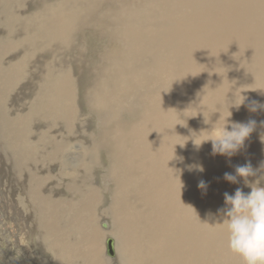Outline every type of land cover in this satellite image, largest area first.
<instances>
[{"label":"bare ground","instance_id":"bare-ground-1","mask_svg":"<svg viewBox=\"0 0 264 264\" xmlns=\"http://www.w3.org/2000/svg\"><path fill=\"white\" fill-rule=\"evenodd\" d=\"M116 1L0 0V241L40 264H264V0ZM85 31L118 52L92 67Z\"/></svg>","mask_w":264,"mask_h":264},{"label":"rangeland","instance_id":"rangeland-1","mask_svg":"<svg viewBox=\"0 0 264 264\" xmlns=\"http://www.w3.org/2000/svg\"><path fill=\"white\" fill-rule=\"evenodd\" d=\"M52 2H54V0H52ZM117 3L121 2V0H118L116 1ZM115 2V3H116ZM126 3L128 2L127 0L125 1ZM116 3V7L118 8L119 4ZM125 3V4H126ZM127 10H129L130 6L127 5ZM27 12V11H26ZM29 12V10H28ZM83 35V38L80 39L81 43H82V47L85 49V52H86V57L89 59V61L91 62V66L94 67L95 65L98 66L97 64V59H98V56L99 54L106 50V53L107 52H111L114 53L115 51L118 52V46H117V43H114L112 41H110L109 39L106 38L105 39H102V38H99L95 33H90V32H83L82 33ZM84 45V46H83ZM114 50V51H113ZM89 77H86V72L82 73V79L84 80L83 82H85L86 80H88ZM82 83V86L80 87V93L81 95L84 93L83 91L86 89V87L88 85H90V82H87L86 85H84L85 83ZM85 109V108H84ZM87 110V109H86ZM89 119H90V115H88ZM87 117V118H88ZM125 117V116H124ZM95 125L94 127L92 128L93 131L95 130ZM91 129V130H92ZM107 165V164H106ZM0 191L4 192V189L6 190V187L3 185V183H0ZM5 193V192H4ZM1 194L0 197H2L0 200H3V198L6 197V195ZM2 207V206H0ZM7 210H9L8 208H6ZM3 213H6L8 215V211L6 212V210L4 209ZM9 216H12V215H9ZM18 217V218H17ZM16 217V220L13 222L14 225L17 224V221L19 222V219L20 217L17 216ZM98 220H99V217H97ZM4 222H7L5 221L4 219H2ZM13 226V225H12ZM8 229L12 232H14V229H12V227H9L7 226ZM244 228V225L243 227ZM247 228V226H245V229ZM2 230V226H0V232ZM15 234V232H14ZM0 237L2 239H4V241H7V239L2 236V234L0 233ZM16 235V234H15ZM23 234H17L16 236V239L15 241L20 243V245L22 246V252H19L18 251V258L17 255L15 254V252L11 249H9V246L10 245H5L3 242L0 241V264H9L8 262L10 261L11 264H40V262L37 260V258L34 257V253L35 251L33 250V244L31 243V241L28 240L27 236H22ZM24 237V238H23ZM112 237V236H111ZM103 242V241H102ZM241 242V240H240ZM242 243V242H241ZM241 243H238L236 246L238 248H242V245ZM2 244V245H1ZM241 245V246H240ZM30 247V248H29ZM4 248V249H3ZM102 251L101 253L103 252V246L101 247ZM24 250V251H23ZM30 250V251H29ZM4 252V253H3ZM23 252H26V255L23 256L22 253ZM29 253V254H28ZM20 254V255H19ZM8 255V256H7ZM30 255V256H29ZM12 256V257H11ZM31 258V260L29 259ZM2 260V261H1ZM14 260V261H13ZM16 260V261H15ZM30 260V261H29ZM33 260V261H32ZM8 261V262H7ZM12 261V262H11ZM28 261V262H27ZM34 262V263H33ZM42 264V263H41ZM119 264V263H118Z\"/></svg>","mask_w":264,"mask_h":264},{"label":"water","instance_id":"water-1","mask_svg":"<svg viewBox=\"0 0 264 264\" xmlns=\"http://www.w3.org/2000/svg\"><path fill=\"white\" fill-rule=\"evenodd\" d=\"M115 253L113 252V244H112V241L111 240H108V243H107V256L108 258H114V255Z\"/></svg>","mask_w":264,"mask_h":264}]
</instances>
